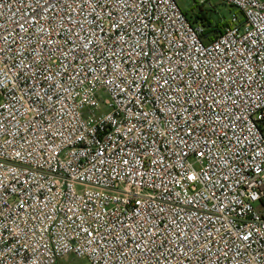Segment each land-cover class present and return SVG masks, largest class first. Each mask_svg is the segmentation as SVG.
Wrapping results in <instances>:
<instances>
[{"label": "built area", "instance_id": "built-area-1", "mask_svg": "<svg viewBox=\"0 0 264 264\" xmlns=\"http://www.w3.org/2000/svg\"><path fill=\"white\" fill-rule=\"evenodd\" d=\"M217 1L208 39L176 0H0V264H264V0Z\"/></svg>", "mask_w": 264, "mask_h": 264}, {"label": "rangeland", "instance_id": "rangeland-1", "mask_svg": "<svg viewBox=\"0 0 264 264\" xmlns=\"http://www.w3.org/2000/svg\"><path fill=\"white\" fill-rule=\"evenodd\" d=\"M198 1L200 4L203 1L202 7H195V2ZM179 7L184 12H189V16L191 17V21L197 24L195 21L197 19V15H200L202 12L207 16L213 18L215 22L224 21L230 14L231 8L225 4L218 2L217 0H176ZM194 8V9H193ZM58 264H89L85 259H78L73 255H69L58 262Z\"/></svg>", "mask_w": 264, "mask_h": 264}, {"label": "trees", "instance_id": "trees-1", "mask_svg": "<svg viewBox=\"0 0 264 264\" xmlns=\"http://www.w3.org/2000/svg\"><path fill=\"white\" fill-rule=\"evenodd\" d=\"M203 4L204 3L200 4V2L196 1L194 8L200 7V6L202 7ZM231 11H232V9H231ZM184 13L187 16V18L191 21V17L189 16V12H184ZM227 18L222 22H215V20L213 18L207 16L205 13L202 12L200 15H197V19L195 22L197 24L199 23L201 26L204 27V29H205L204 37L205 38L215 39L223 33L224 28L228 25Z\"/></svg>", "mask_w": 264, "mask_h": 264}]
</instances>
